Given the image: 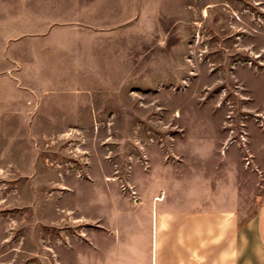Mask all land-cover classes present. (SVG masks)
Returning a JSON list of instances; mask_svg holds the SVG:
<instances>
[{
	"label": "rangeland",
	"instance_id": "rangeland-1",
	"mask_svg": "<svg viewBox=\"0 0 264 264\" xmlns=\"http://www.w3.org/2000/svg\"><path fill=\"white\" fill-rule=\"evenodd\" d=\"M167 172L263 202L264 0H0V264H130Z\"/></svg>",
	"mask_w": 264,
	"mask_h": 264
},
{
	"label": "crops",
	"instance_id": "crops-1",
	"mask_svg": "<svg viewBox=\"0 0 264 264\" xmlns=\"http://www.w3.org/2000/svg\"><path fill=\"white\" fill-rule=\"evenodd\" d=\"M177 181L183 179L167 172L135 184L141 195L133 205L145 208L131 212L128 222L116 221L111 231L130 230V264H264V200L241 220L229 205L178 193Z\"/></svg>",
	"mask_w": 264,
	"mask_h": 264
}]
</instances>
